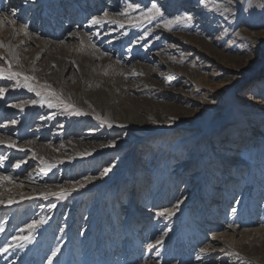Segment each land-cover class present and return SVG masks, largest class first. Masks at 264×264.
Masks as SVG:
<instances>
[{"label":"rangeland","instance_id":"374dc122","mask_svg":"<svg viewBox=\"0 0 264 264\" xmlns=\"http://www.w3.org/2000/svg\"><path fill=\"white\" fill-rule=\"evenodd\" d=\"M163 1L0 0V264H264V0Z\"/></svg>","mask_w":264,"mask_h":264},{"label":"snow or ice","instance_id":"6c2138e0","mask_svg":"<svg viewBox=\"0 0 264 264\" xmlns=\"http://www.w3.org/2000/svg\"><path fill=\"white\" fill-rule=\"evenodd\" d=\"M127 7H128L129 9H131V8H134V7H139V5L128 4ZM142 15L144 16L145 19H147V20L150 21V20L154 19L156 16H161L162 13H161L160 9H159L155 4H153V5H152V8L148 9V11H147L146 13H143ZM106 17H107V13H104V16H103V17H92V19L90 20V23H91V24H101V23L104 22V19H105ZM177 19H181V18H177ZM182 19H184L185 22H187V21H189V20L191 19V17L186 15V16L183 17ZM110 22H112V23H120V22L117 21V20H112V21H110ZM174 22H175V21L168 20V21L165 22V26H166V27H169V26H171ZM121 26H122V25H121ZM5 74H7V78H8V79H13V78H16V77L22 75V73H15V72H12V71H11V65H9V67H8L7 69H5V68H0V76H4ZM24 79H25V80H29V79H34V78H33V77H27V76H25ZM29 89H30V90H33V89L31 88L30 85H29ZM38 94H39V93H38ZM49 106L51 107L52 105L49 104ZM77 114H79V112H78ZM97 119H101V118L98 116ZM104 123H108V121H107V120H104ZM108 126L111 127V124H109ZM0 143H2V142H0ZM14 146H15L14 144H9V147H14ZM17 166H19V165H17ZM107 171H109V169H105V171H104V173H102V175L105 174V173H107ZM85 179L87 180L88 178H85ZM67 194H68V190H63L62 192H59V193H57V192H50V193H47V194L45 195V198H47V195H52V196H64V195H67ZM233 211H235V209H233ZM160 215L163 216V215H165V213H164V212H161ZM172 215H173V213H172L171 211L167 212V216L170 217V216H172ZM33 226H34V225H30L29 227H33ZM157 243H160V241H157ZM7 250H8L7 248H5V249H0V251H7ZM206 251H207L206 249H201V252H206Z\"/></svg>","mask_w":264,"mask_h":264},{"label":"bare ground","instance_id":"6f19581e","mask_svg":"<svg viewBox=\"0 0 264 264\" xmlns=\"http://www.w3.org/2000/svg\"><path fill=\"white\" fill-rule=\"evenodd\" d=\"M155 4V3H154ZM216 4V3H215ZM233 4V3H232ZM156 5V4H155ZM163 5H165V7H167V6H169V4L168 3H166V0H164L163 1ZM157 6V5H156ZM159 9H161L159 6H157ZM211 7V9L215 12V11H219L220 9L222 10V9H225L224 7H226L224 4H217L215 7H212V6H210ZM215 9V10H214ZM162 10V9H161ZM160 10V11H161ZM237 10V9H236ZM239 11V10H238ZM233 12V11H232ZM161 13H163V12H161ZM253 96V95H252ZM252 99V98H251ZM259 101V100H258ZM257 106V104H254V107H256ZM257 110H259V109H256L255 111L253 110L252 112H256ZM255 116V115H254ZM126 125L127 126H132V124H130V123H126ZM241 140H243V139H241ZM241 157L240 156H238V157H236V159H237V161L238 162H240V159ZM253 158V154H251V153H249V151L248 150H245L244 151V153H243V159H252ZM252 161H253V159H252ZM12 201V200H11ZM10 201V202H11ZM216 234V233H215Z\"/></svg>","mask_w":264,"mask_h":264}]
</instances>
